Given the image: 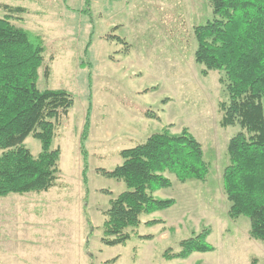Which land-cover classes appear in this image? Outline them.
Segmentation results:
<instances>
[{"label":"rangeland","instance_id":"obj_1","mask_svg":"<svg viewBox=\"0 0 264 264\" xmlns=\"http://www.w3.org/2000/svg\"><path fill=\"white\" fill-rule=\"evenodd\" d=\"M88 1L0 0V18L9 16L45 43L39 88L64 89L74 97L53 145L61 150L58 185L0 202V264H264V241L251 238L250 220H233L228 213L227 148L241 129L221 125L224 74L205 76L195 61L194 29L213 18L209 3ZM5 6L24 10L10 14ZM89 109L85 182L80 136ZM164 129L172 134L186 129L201 143L207 179L180 182L167 173L172 186L155 196L175 200L174 206L143 216L124 245H104L103 211L126 185L97 170H113L123 162L121 150ZM25 145L34 157L42 151L32 136ZM203 231L210 233L213 252L193 253L186 260L164 258Z\"/></svg>","mask_w":264,"mask_h":264},{"label":"trees","instance_id":"obj_2","mask_svg":"<svg viewBox=\"0 0 264 264\" xmlns=\"http://www.w3.org/2000/svg\"><path fill=\"white\" fill-rule=\"evenodd\" d=\"M206 1L213 18L194 29L195 61L204 67L205 76L211 71L224 74L221 82L227 99L220 104L221 125L241 129L227 148L229 165L224 170L223 186L230 203L228 213L233 220L247 217L251 238L264 241V0ZM86 4L90 2L86 0ZM5 8L10 14L24 10ZM113 36L125 44L123 38ZM91 42L92 37L85 53ZM45 52L40 36L15 25L9 16L0 18V198L48 192L61 176V150L53 145L74 97L64 89L39 88ZM45 75H50L48 68ZM90 126L89 109L80 136L85 182ZM31 136L41 142L38 157L25 145ZM120 156L123 162L113 170H97L126 185L103 211L106 219L101 241L110 247L124 245L131 238L129 230L138 228L143 216L174 206L175 200L155 196L172 186L167 173L180 182H203L209 175L203 147L186 129L180 134L166 129L154 133L143 143L121 150ZM209 234L203 231L182 241L179 253H165L164 258L186 260L193 253L213 252L214 246L207 241Z\"/></svg>","mask_w":264,"mask_h":264},{"label":"crops","instance_id":"obj_3","mask_svg":"<svg viewBox=\"0 0 264 264\" xmlns=\"http://www.w3.org/2000/svg\"><path fill=\"white\" fill-rule=\"evenodd\" d=\"M48 192H49V191H48ZM14 195H16V194H14ZM26 195H29V194H26ZM9 196H11V197H9ZM9 196L4 197V198H0V199H4V200H2V201H0V202L3 203V202L6 201V200L16 198V196H15V197H12V195H9ZM22 196H25V195H17V197H22ZM61 235L63 236V234H61ZM52 264H55V263H52Z\"/></svg>","mask_w":264,"mask_h":264}]
</instances>
